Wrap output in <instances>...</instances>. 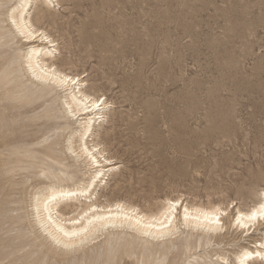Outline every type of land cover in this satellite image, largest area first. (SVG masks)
Wrapping results in <instances>:
<instances>
[{
	"label": "rangeland",
	"instance_id": "374dc122",
	"mask_svg": "<svg viewBox=\"0 0 264 264\" xmlns=\"http://www.w3.org/2000/svg\"><path fill=\"white\" fill-rule=\"evenodd\" d=\"M18 1L0 2V264H152L151 250L171 238L165 264H238L243 248L256 251L264 222L249 233L229 224L264 190V0H57L44 19L40 1L29 7L56 44L53 64L109 102L93 128L98 138L87 142L103 151L95 154L109 172L92 199L157 213L180 198L178 218L185 206L228 209L220 236L187 253L190 228L179 220L174 237L154 240L123 225L69 247L38 224L33 197L86 182L90 158L76 150L81 125L69 92L27 74L29 45L9 16ZM249 174L262 185L245 196ZM87 203L58 208L77 217ZM249 264H264V253Z\"/></svg>",
	"mask_w": 264,
	"mask_h": 264
},
{
	"label": "bare ground",
	"instance_id": "6f19581e",
	"mask_svg": "<svg viewBox=\"0 0 264 264\" xmlns=\"http://www.w3.org/2000/svg\"><path fill=\"white\" fill-rule=\"evenodd\" d=\"M1 1L3 0H0V2ZM38 1H40L39 8L41 11L42 19L46 18L47 13H50V9L52 8L53 3L56 4L58 2L57 0ZM32 2L33 0H19L17 3L18 5H15V8L10 9L12 11L9 15L15 23L16 27L14 28H18L20 30V32L24 36L25 42L29 45L27 51L22 56L24 65L27 68V74H29L31 78L38 81L54 82L58 86L69 92V103L74 108L72 111L73 116L78 117L77 120L80 122L79 125H81V129L78 130V142L80 144L77 148V145H75V148L76 150L79 148L78 150H80L79 152L83 156L84 154H87V157H85V159L90 158V161L89 159L87 160L89 161V167L91 170H89L91 173L90 178L82 184L77 183L78 185L73 186L72 188L67 186L64 187L60 185H53L47 188L46 191L44 190L45 192L42 191L41 193H37L33 197L34 203L32 204H34V206L32 207H35V209L39 213V221H37L39 222L38 224H40V226L42 225L41 228L44 230V232H48V234L50 235L48 237H52L54 241H57L58 244H61V246L63 245L69 247L78 243L81 244L82 242L86 243L87 241L96 238L95 235L98 231H105V229L108 227H114L113 229H115L116 227L123 225L132 228L133 231L136 230L139 234L144 235V237L145 235H148L151 238H154V240L174 237L178 231L177 220H179L181 225L190 228V233L187 237H185L184 242L182 243L183 252L187 253L190 252L192 249L206 247L211 244V242L214 239H217L220 236L219 234H221L226 229L224 216L226 214L228 215V213L226 212L228 209L224 210L219 206H185L183 210H181L178 218L176 216V211L178 210L179 206H181V208H179L182 209L181 200H179L180 198L177 200H166V203L163 205L162 209L157 213H144L139 208L124 203L122 201H115L112 203H107L106 205H99L96 201L92 199L93 193H95L94 191L97 189V187H100L101 184H103V181L105 180V177L109 172L106 171L107 169L104 170V167H106L104 166L105 164L101 165L102 162L98 160L97 155L102 157L103 151L97 148L98 145H96L95 142V145H93L92 148H89L90 146L88 147L87 144L89 143L88 140L90 138L93 139V137L98 135L97 133L96 135L93 132L94 125L98 121L103 120L106 117L103 111L109 107V102L106 99H97L95 96L88 94L84 90L85 88H83L86 84L79 76H70L69 74L63 72L59 67H56L55 64H53V59L56 58L58 49H56V44H54V41L51 40V38L46 34V32L38 28L34 23L32 14L28 12ZM55 6H59V4L57 3ZM0 9H2L1 6ZM7 21L9 22V20ZM2 25L4 24L2 23ZM9 25L11 24L9 23ZM21 33L18 32V34ZM9 71L12 70L10 69ZM97 138L98 136L95 137V139ZM1 147L2 145L0 144V148ZM70 150H68V152L71 153L72 150ZM47 156L52 159H55L51 155ZM79 159H81V157H79ZM102 161L108 163L111 160L109 158H104V160ZM58 164L61 165L60 162H58ZM110 165L112 164L110 163L109 166ZM66 175L69 174L66 173ZM258 176L259 175L257 174H249L247 178L244 179L241 186L242 195L250 196L255 193V188H258L262 185L260 177ZM80 197H84V199L87 198V200H89V203L86 204V208L83 209V211L78 214L77 217H69V215L68 217H65V215L59 211L58 206L61 203L65 204L71 200H76L80 202ZM258 198L260 199V202L254 204V206H252L249 210L244 211L239 209L238 212H236L237 218L233 220L229 224V226L231 227L236 225L237 228L243 229L245 232L248 233L252 230H258V228L261 227L264 222V190L261 191V194H259ZM66 206L68 207L69 205L67 204ZM254 212L256 213L255 218H253L252 215ZM175 243L176 241L171 238L170 246H166L163 249H161L162 247H158L151 250L150 256L155 257V264H165L168 253L171 252V249L173 248ZM262 247H264V239L259 244V246H256V251H252V249L250 250L248 248H243L235 257L237 258L236 262H238V264H249L250 260L262 257L264 253ZM157 255H160V257L156 258ZM218 260L221 261L219 262V264H224L225 262H227V257H218ZM149 262L150 261H147L143 264H148ZM154 262L152 261V264H154Z\"/></svg>",
	"mask_w": 264,
	"mask_h": 264
},
{
	"label": "snow or ice",
	"instance_id": "6c2138e0",
	"mask_svg": "<svg viewBox=\"0 0 264 264\" xmlns=\"http://www.w3.org/2000/svg\"><path fill=\"white\" fill-rule=\"evenodd\" d=\"M252 215H253V218H255V217H256V213H255V212H254Z\"/></svg>",
	"mask_w": 264,
	"mask_h": 264
}]
</instances>
